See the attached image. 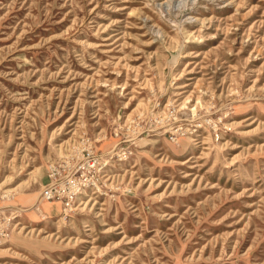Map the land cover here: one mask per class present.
Returning a JSON list of instances; mask_svg holds the SVG:
<instances>
[{"label": "rangeland", "instance_id": "obj_1", "mask_svg": "<svg viewBox=\"0 0 264 264\" xmlns=\"http://www.w3.org/2000/svg\"><path fill=\"white\" fill-rule=\"evenodd\" d=\"M85 136L110 192L63 211L41 191ZM0 248L264 264V0H0Z\"/></svg>", "mask_w": 264, "mask_h": 264}, {"label": "built area", "instance_id": "obj_2", "mask_svg": "<svg viewBox=\"0 0 264 264\" xmlns=\"http://www.w3.org/2000/svg\"><path fill=\"white\" fill-rule=\"evenodd\" d=\"M202 123L207 125V121L195 124L194 129L190 133L197 132L202 127ZM213 127L215 139L219 138L217 124L213 120H208ZM170 131L169 141L178 144V137L181 135L179 128H172ZM195 134V133H194ZM93 138L85 136L73 147L70 154V160H66L63 164L52 166L50 169V181L41 191V199L46 201L59 202L62 210L73 209L78 203V199L90 194L98 195L103 192H110V187L106 189L102 180L106 181L105 169L101 163L99 155L96 153ZM129 152L122 148L110 155L115 156L118 160H125L129 157Z\"/></svg>", "mask_w": 264, "mask_h": 264}, {"label": "bare ground", "instance_id": "obj_3", "mask_svg": "<svg viewBox=\"0 0 264 264\" xmlns=\"http://www.w3.org/2000/svg\"><path fill=\"white\" fill-rule=\"evenodd\" d=\"M196 55H198V53H196V54H194V56H196ZM187 71V70H186ZM188 72H191V70H189ZM189 78H192V77H189ZM187 84L188 83H185V84H177V85H175V87L174 88H183V87H185V86H187ZM172 104V103H171ZM193 126H197V125H193ZM195 131H197V130H195ZM188 139L189 140H195L194 138H191V137H188ZM224 143V142H223ZM223 143H221L222 145H223ZM193 157V155H191L190 157H189V159H187L186 161H189L191 158ZM183 162V161H182ZM104 177L106 176V180H108V179H110L111 177H112V175H109V173H106V174H104L103 175ZM121 177V176H120ZM14 188H12L11 187V189H8V191H11V190H13ZM85 196H89V199L88 200H90L91 199V196H90V194H87V195H85ZM84 197V196H83ZM83 197H81V198H79L78 199V203H77V205L79 206V205H82V204H84V203H86L87 202V199H86V201L85 200H83L82 198ZM83 206V205H82ZM84 207V206H83ZM54 211V210H53ZM36 212V211H35ZM52 212V211H51ZM45 214V213H44ZM59 218V217H58ZM19 224H21L19 221H17L16 222V225H19ZM22 227H26L25 225H23V226H21V228ZM36 228L35 227H32L30 230L32 231V230H35ZM44 238V237H43ZM9 247H7V248H5V249H8ZM1 249V248H0ZM5 249H1V250H5Z\"/></svg>", "mask_w": 264, "mask_h": 264}]
</instances>
